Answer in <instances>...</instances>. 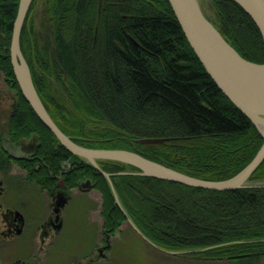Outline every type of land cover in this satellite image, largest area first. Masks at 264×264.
Wrapping results in <instances>:
<instances>
[{
    "label": "trees",
    "instance_id": "trees-1",
    "mask_svg": "<svg viewBox=\"0 0 264 264\" xmlns=\"http://www.w3.org/2000/svg\"><path fill=\"white\" fill-rule=\"evenodd\" d=\"M210 1L224 39L242 58L264 63L250 17L233 0ZM37 4L43 6L39 25ZM17 5L0 0V70L25 106V124L45 143L47 169L59 172L63 160L74 159L64 180L68 186L91 181L111 233L130 218L162 251L234 264L264 257V157L248 185L214 190L138 175L116 160L97 159V169L70 153L15 80L9 46ZM19 47L47 112L81 146L126 149L191 176L222 180L243 168L263 141L210 78L168 0H32ZM102 171L110 173L123 211Z\"/></svg>",
    "mask_w": 264,
    "mask_h": 264
},
{
    "label": "water",
    "instance_id": "water-1",
    "mask_svg": "<svg viewBox=\"0 0 264 264\" xmlns=\"http://www.w3.org/2000/svg\"><path fill=\"white\" fill-rule=\"evenodd\" d=\"M31 1L18 0L16 16L12 23L9 50L13 74L22 95L30 104L36 116L52 131L59 143L70 153L80 156L97 169H100L96 162L97 159L116 160L136 167L138 171L134 172L135 174L171 180L195 187L232 190L249 184L250 174L264 157V130H262L264 126V64L253 63L242 58L219 35L230 49V52L222 50L220 45L216 44L210 36L207 25L211 24L202 14L197 0H168V2L188 44L210 78L223 94L252 121L263 137V141L252 159L237 173L222 180H207L191 176L126 149H94L84 147L63 133L40 100L32 82L28 64L19 47L20 29ZM233 1L253 21L264 46V0ZM241 63L257 66L259 69L255 71L250 70L249 68L242 67ZM102 174L114 193L110 173L102 171ZM89 187H91V183L88 179L79 184L80 189H87ZM114 199L115 203L120 206L115 193ZM129 222L140 233L134 224L131 221ZM171 252L174 253L175 251Z\"/></svg>",
    "mask_w": 264,
    "mask_h": 264
},
{
    "label": "flooded vegetation",
    "instance_id": "flooded-vegetation-1",
    "mask_svg": "<svg viewBox=\"0 0 264 264\" xmlns=\"http://www.w3.org/2000/svg\"><path fill=\"white\" fill-rule=\"evenodd\" d=\"M26 114L13 83L0 70V248L13 242L29 256L47 257L53 253L51 245L62 226L61 211L70 201L71 191L81 189L79 183L68 186L62 173L74 168V159L63 160L59 172L47 169L45 143L35 127L25 124ZM31 172L34 177L30 176ZM30 192L34 197H28ZM43 198L47 204L45 216L28 221L24 211L43 205ZM99 213L102 217L99 239L94 241L89 253L82 254L83 260L69 264L100 261L105 264L109 258L111 227L102 214L101 205ZM10 264L31 263L16 257Z\"/></svg>",
    "mask_w": 264,
    "mask_h": 264
},
{
    "label": "rangeland",
    "instance_id": "rangeland-1",
    "mask_svg": "<svg viewBox=\"0 0 264 264\" xmlns=\"http://www.w3.org/2000/svg\"><path fill=\"white\" fill-rule=\"evenodd\" d=\"M197 1L205 19L219 33L223 40L228 43L217 27V18L211 1ZM42 11L43 6L37 4L33 12L37 25H39ZM84 181L85 179H82L79 184ZM32 187L35 188V185L32 184ZM71 193L72 196L70 201L61 211L62 226L57 233L55 241L51 245L53 253L47 257L29 256L25 254L26 251L23 248L17 246V243L12 242L0 248L1 264H10L16 257L25 258L29 260L31 264H69L73 261L82 259L83 253L90 252L94 241L99 239L101 234L102 217L99 213L101 195L98 190L92 187V183L91 187L87 188L85 191H82V189L81 191L73 189ZM114 193L120 203L118 194L115 190ZM114 193L112 191L113 196ZM28 197L34 196L30 192L28 193ZM43 201V205L32 206L24 211L28 221L31 219L36 221V219L39 220L45 216L47 204H45L44 198ZM120 207L123 211L124 208L121 203ZM128 220L131 221L130 218H127L126 221L121 222V224L112 231V239H110L111 246L108 252L109 258L105 261V264H234L228 261L198 260L190 257L188 254L183 256V254H180L182 251L169 253L159 250L154 246L155 244H153L151 240L145 238L141 232L138 233ZM97 264L104 263L100 261ZM251 264H264V257Z\"/></svg>",
    "mask_w": 264,
    "mask_h": 264
},
{
    "label": "bare ground",
    "instance_id": "bare-ground-1",
    "mask_svg": "<svg viewBox=\"0 0 264 264\" xmlns=\"http://www.w3.org/2000/svg\"><path fill=\"white\" fill-rule=\"evenodd\" d=\"M208 31L210 33V36L212 37V39L216 42V44L220 45V48H222V50H224L225 52H230L228 46L225 44V42L222 40V38L219 36V34L217 33V31L211 26V25H207ZM240 65V63H238ZM242 67H246L249 68L250 70H258L259 67L257 66H253V65H247V64H243L241 63ZM262 130H264V126L262 128Z\"/></svg>",
    "mask_w": 264,
    "mask_h": 264
}]
</instances>
